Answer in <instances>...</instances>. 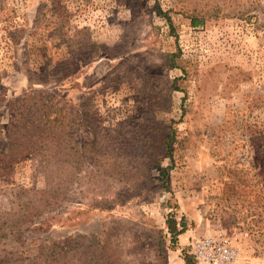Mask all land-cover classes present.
Segmentation results:
<instances>
[{
    "label": "rangeland",
    "instance_id": "1",
    "mask_svg": "<svg viewBox=\"0 0 264 264\" xmlns=\"http://www.w3.org/2000/svg\"><path fill=\"white\" fill-rule=\"evenodd\" d=\"M0 6V150L18 101L43 93L83 125L84 153L49 226L8 231L0 260L77 238L101 264H185L195 240L220 236L238 264H264V0ZM45 65L63 66L64 79L30 75ZM7 161L0 154V210H18V192L47 178L39 157ZM169 218L185 227L175 239Z\"/></svg>",
    "mask_w": 264,
    "mask_h": 264
},
{
    "label": "trees",
    "instance_id": "2",
    "mask_svg": "<svg viewBox=\"0 0 264 264\" xmlns=\"http://www.w3.org/2000/svg\"><path fill=\"white\" fill-rule=\"evenodd\" d=\"M4 10L7 9L0 6V20L2 21L7 20L2 17ZM165 17L172 27L170 17L167 14ZM190 22L193 27L203 24V20L197 16H192ZM10 34L13 37L15 32H10ZM61 67L63 66L47 68L45 65L38 74L30 72V75H38L43 82L48 79L61 81L64 79L63 74H60L63 72ZM170 67H179L175 54L171 55ZM46 96L47 98L44 99ZM54 100L55 98H50L43 93L27 94L18 101L11 123L3 130L5 131L3 136L7 142V152L4 153L0 150V154L4 158L8 157L6 164L13 165L15 162L24 160L27 156L39 157L47 178V185L38 190L21 189L17 195L18 210H15L13 205L7 206V210H0V239L7 237L8 231L20 228L24 224H34L33 230L35 231L42 230L44 225L49 226L50 220L54 218L50 213L56 207L58 197L65 193L66 178L78 169L84 157V153L77 150L74 143V132L83 125L76 123V120L70 117V112L64 106H60L59 102L52 106ZM1 101L4 100L1 99ZM92 134L93 140H96L97 136L94 131ZM167 155L170 156L171 152H168ZM161 174L163 178L166 177V172L161 171ZM55 179L61 180V182L53 183L57 182ZM166 223L172 239L185 232V227L182 226L179 229L173 218H169ZM181 225H183V221L180 223ZM73 241L67 239L64 242H54L50 246L44 247L33 257L0 260V264H101L99 258L102 255L94 251L89 257L90 260H86V247L83 248L77 238ZM183 253L185 264H196L193 256L185 255V251Z\"/></svg>",
    "mask_w": 264,
    "mask_h": 264
},
{
    "label": "built area",
    "instance_id": "3",
    "mask_svg": "<svg viewBox=\"0 0 264 264\" xmlns=\"http://www.w3.org/2000/svg\"><path fill=\"white\" fill-rule=\"evenodd\" d=\"M190 253L197 264H238L236 250L220 236H206L195 240Z\"/></svg>",
    "mask_w": 264,
    "mask_h": 264
}]
</instances>
